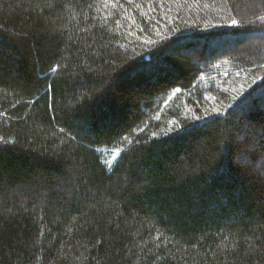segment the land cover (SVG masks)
Listing matches in <instances>:
<instances>
[{"label": "trees", "instance_id": "16d2710c", "mask_svg": "<svg viewBox=\"0 0 264 264\" xmlns=\"http://www.w3.org/2000/svg\"><path fill=\"white\" fill-rule=\"evenodd\" d=\"M254 95L264 0H0V264H264Z\"/></svg>", "mask_w": 264, "mask_h": 264}, {"label": "rangeland", "instance_id": "374dc122", "mask_svg": "<svg viewBox=\"0 0 264 264\" xmlns=\"http://www.w3.org/2000/svg\"><path fill=\"white\" fill-rule=\"evenodd\" d=\"M257 1V0H256ZM256 3V2H254ZM247 5H251V3L246 1ZM253 7V6H252ZM257 7L255 9V13H253V16H257L256 13L258 14L260 11L258 10L257 12ZM241 15H239L240 17ZM259 37V39L261 40L263 37L261 35H256V34H243L242 36H232V37H223L220 39H212V40H201L199 39L198 41L193 42V46L188 47V48H184L183 51L181 52V54H183V56H192L193 58H195L197 55L199 54H210V53H224V52H237L239 51L240 47H239V43H242L243 46L242 47H246L249 48L250 47V43L254 42L257 40V38ZM207 52V53H206ZM209 56V55H208ZM257 95H254L251 99V101H255L254 104H245L244 105V113L243 115V122H244V127H253L254 125L247 122V118L249 114L250 115H255L257 113L258 117L261 119V121H263L264 119V97L260 96L261 99H259V97H256ZM255 99H258L255 100ZM263 103V104H262ZM246 114V115H245ZM260 121V120H258ZM259 124V123H258ZM261 125H263V123H260ZM257 125V124H256ZM242 129V128H241Z\"/></svg>", "mask_w": 264, "mask_h": 264}, {"label": "snow or ice", "instance_id": "6c2138e0", "mask_svg": "<svg viewBox=\"0 0 264 264\" xmlns=\"http://www.w3.org/2000/svg\"><path fill=\"white\" fill-rule=\"evenodd\" d=\"M233 23H235V21ZM117 151H119V150H117Z\"/></svg>", "mask_w": 264, "mask_h": 264}]
</instances>
